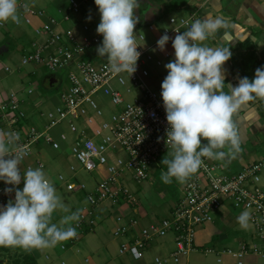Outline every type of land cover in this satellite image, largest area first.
<instances>
[{"label":"crops","instance_id":"1","mask_svg":"<svg viewBox=\"0 0 264 264\" xmlns=\"http://www.w3.org/2000/svg\"><path fill=\"white\" fill-rule=\"evenodd\" d=\"M72 1L77 5L76 11L73 9ZM171 1L140 0L139 8L141 10V5L144 3L157 9L155 18L159 21L157 24L145 28V17L141 14L138 15V23H142L143 26L140 27L137 23L135 27L138 49H146L151 55V60L144 58L142 63V68L147 71L143 80L160 98H162L161 83L168 74L164 66L174 59V49L171 39L163 51L157 47V41L164 34V30L170 27L171 18L178 19L195 13L197 20L211 18L213 20L220 19L223 22L215 33L203 43L210 47L230 48L232 55L222 66L225 75V84L222 90L225 93L230 92L229 84L236 86L239 79L244 77V66L248 62L249 52L255 53L257 61L260 60L264 66V46L255 43L264 41V0H183L177 9L166 13L165 10L168 9L166 6ZM184 3H186L185 6L182 5ZM26 4L28 5L27 9L24 8ZM18 13L19 24L11 21L0 23V45L7 38L9 41L6 47L0 49V55L8 48L10 49V53L6 57H0V102L13 97L17 101L18 111L22 114L20 115L23 126L20 128V138L17 143L22 145L25 141L27 143L29 141L30 154L19 165L21 174L23 175L29 167L34 169L42 167L46 177L55 186L57 195L61 197L69 211L67 213L59 209L54 211L52 223L60 227V220L64 215L78 211L80 217L82 215L95 224L90 230L88 225L80 228L77 227V222H73L72 226L77 230L75 238L53 248L28 250L37 264H236L237 260L233 253L239 251L243 246L257 244L258 240L254 237V226L250 220L247 228H242L238 224L237 217L244 210L235 208L232 202L223 203L212 213L210 222L196 229L194 250L187 255L180 256L178 262H175L172 256L176 250L172 231L164 236H152L141 259L133 258L129 253H120L122 245L133 244L135 240L143 239V230L157 227L162 220L170 218L172 206L176 201H167L166 206L161 208L154 206L148 198L151 197V193L148 191L151 183L147 180L137 183L132 172L126 171L122 173L119 183L129 190L136 199V203L130 205L123 200L114 206L111 200H106L92 211L87 194L96 186L73 181L77 176V168L69 162L67 150L77 139V134L70 130L71 120L52 127L48 124V122L50 123L49 113L55 112L54 110L62 105L61 93L66 92L70 84L60 92V98L56 99L51 96L48 101H45L41 93L42 88L51 90L58 80L50 78L51 80L47 81L43 77V69L48 68L45 63L23 64V57L36 50H42L44 57L52 56L56 45H50V47H46V45L49 44L50 38L55 33L64 35L66 32H71L75 36V45L78 43L85 45L87 41L96 36V28L100 22L99 11L94 0H18ZM45 26H48L49 29L46 30ZM184 31L186 30L184 29ZM170 37L174 39L175 35ZM102 39L101 36L98 44L86 47L83 54L75 56V60L88 58L95 64L107 61L106 57H99L96 51ZM156 49L158 50L156 51ZM165 54H168L169 57H165ZM98 57L104 60L97 59ZM76 61H70L61 68L66 70L68 78L72 73L78 74ZM112 86L119 91L124 102H134L142 98V92L129 81L124 85L112 81ZM102 96V93L96 94L94 99L97 104V99ZM100 102L104 103V100ZM246 103V109L243 110L240 107L238 110L240 114L233 116L236 130L239 131L242 139H240L242 150L234 158L217 160L224 168H229L232 173L248 163L264 157V155H260L261 151L245 147L246 142H252L248 139L251 136L249 132L254 131L258 132L256 137L260 141L259 143L264 145V120L258 111L250 105V101ZM98 106L100 105L98 104ZM242 106L244 107L245 104ZM53 107L55 108L53 109ZM122 109L123 106L115 107L113 114ZM89 118L92 119L91 123L87 122ZM104 121L107 120H103L102 115L99 117L90 110L85 117L75 121V125L79 131H85L87 137L93 138L96 128H99ZM31 128L36 130L39 138L32 140L33 136L29 135ZM9 132H12V128L6 120L0 117V137H5ZM47 137L52 141H48ZM53 141L58 143L57 149L53 148ZM108 158L111 165H116L119 158L123 161L127 159L119 148L112 150ZM161 168V171H166L165 168ZM96 174L99 181L108 175L105 167H100ZM60 176H62V180L59 179ZM150 179L152 180V177ZM69 183H74L77 186L83 184L85 189L77 188L69 191L66 189V185ZM135 183L144 184L143 188L139 189ZM176 183L173 178L171 185H176ZM261 183L264 186L263 179ZM0 185L11 187L2 180H0ZM171 185L167 184L166 187ZM16 187L22 190L23 180ZM167 192L163 188L160 195L165 196ZM13 197L14 192L7 198L0 193V205L7 204L8 200ZM122 228L125 231L121 235H114L116 230ZM156 259L159 260V263L156 262ZM242 264H264V258L256 254H247L242 258Z\"/></svg>","mask_w":264,"mask_h":264},{"label":"clouds","instance_id":"2","mask_svg":"<svg viewBox=\"0 0 264 264\" xmlns=\"http://www.w3.org/2000/svg\"><path fill=\"white\" fill-rule=\"evenodd\" d=\"M94 3L100 14L96 32L103 37L96 48L98 56L107 58L112 72H127L131 76L141 55L135 35L138 17L134 15L139 0H94ZM9 21L20 23L18 0H0V23ZM222 23L220 19H198L186 31L177 32L174 39L165 33L157 41V47L163 51L171 39L174 49V59L164 66L168 74L161 83L169 125L166 144L172 145V151L161 160L166 166V171L161 172L164 184L172 183L173 178L181 183L186 181L201 168L202 158H234L242 150L234 114L246 102L264 99V66L255 70L253 79L245 76L236 86L229 84V93L222 90L225 84L222 66L232 55L230 48L203 43ZM255 43L264 46V41ZM19 138L17 132L0 137V180L11 186L4 189L6 194L14 192V199L0 205V247L53 248L77 236L72 225L79 221V212L64 215L60 227L51 222L54 211L67 213L69 209L42 167H29L21 174L19 165L26 152L17 143ZM202 138L206 144H202ZM225 148L227 151L222 150ZM22 180L21 190L16 186ZM249 220L247 210L237 217L242 228L248 227Z\"/></svg>","mask_w":264,"mask_h":264},{"label":"built area","instance_id":"3","mask_svg":"<svg viewBox=\"0 0 264 264\" xmlns=\"http://www.w3.org/2000/svg\"><path fill=\"white\" fill-rule=\"evenodd\" d=\"M90 1V0H85ZM73 9L77 5L74 1ZM196 14L181 18H171L170 27L164 30V34L176 35L191 27L196 21ZM46 30L48 26L44 27ZM65 36V37H64ZM101 35L96 36L84 44L75 45V36L71 32L64 35L55 33L49 40L50 45H56L53 55L44 57L42 50H36L32 54L23 57V64L36 63L45 65L50 71H58L70 61H76L75 56L83 54L85 48L92 44H98ZM63 43V44H61ZM158 49H156L157 51ZM141 55L137 61V70L130 76L127 72L116 74L110 70L109 61L95 64L88 58L76 61L78 74L69 76V88L61 93L62 105L56 108V112H50L49 126H55L65 120H71L70 130L77 134V139L72 145V153L82 168L88 172L97 173L100 167H105L107 177L99 181L96 187L88 192L87 200L93 211L102 202L111 200L116 206L121 201L130 205L136 203V199L129 190L119 183L122 173L132 172L134 180L142 183L153 176V171L162 167L163 155L172 151V145L166 144V130L169 125L163 107L162 98L159 97L143 80L147 71L142 68L144 58L151 60V55L146 49H138ZM165 57H169L165 54ZM112 81L124 85L127 81L132 83L142 92V98L134 102H124L119 91L112 86ZM98 93L108 97L114 107L123 106L120 112L112 115L110 121L102 122L95 130L93 138L87 137L85 131H79L75 121L85 117L90 110L97 116L102 111L95 101ZM18 111L17 101L10 97L0 102V117L7 121L12 132L19 133L23 126L22 114ZM88 123L92 119H87ZM29 135L32 140L39 138L36 130L31 128ZM64 138V136H62ZM48 141H52L47 137ZM53 148H58V143L53 141ZM30 142L25 141L22 146L27 157L30 154ZM119 148L126 155V161L117 159L116 165L109 164V153ZM24 157V158H25ZM203 165L197 173L190 176L181 187V194L172 206L171 218L164 219L157 227L143 230V239H137L133 244H124L120 253H129L135 259H141L152 236H164L169 231L174 234L176 250L172 254L174 261L194 250L196 229L212 220V213L223 203L232 202L235 208H242L250 213V222L254 226V237L258 243L243 246L233 253L237 262L242 264V258L247 254H256L264 258V186L261 185V173L264 172V157L248 163L235 173L215 159L202 158ZM222 171L217 174L216 171ZM150 177V178H151ZM62 180V176L59 177ZM0 185V193L3 197H10ZM85 189L83 184L69 183L66 189ZM14 199V197H13ZM88 225L92 230L95 225L92 220H87L81 215L77 227ZM125 229H118L114 235L119 236ZM151 231V232H150ZM159 263V260L156 259Z\"/></svg>","mask_w":264,"mask_h":264},{"label":"rangeland","instance_id":"4","mask_svg":"<svg viewBox=\"0 0 264 264\" xmlns=\"http://www.w3.org/2000/svg\"><path fill=\"white\" fill-rule=\"evenodd\" d=\"M154 1H156V0H154ZM153 3H155V2H153ZM166 13H168V12H166ZM158 21H159V19L154 21L153 24H157ZM145 28H148V25H145ZM97 59H100L102 61L104 60L103 58H99V57ZM258 66L259 67L263 66L262 63L260 62V60H259ZM43 70H44L43 71V74H44L43 77L45 79L56 78L58 80V82L53 86V88L51 90H47L45 88H42L41 93H42L43 99L45 101H48L51 96L56 97V99L60 98V92H62V90L69 85L68 73L66 72V70H63V69H60L58 71H50L48 68H44ZM100 99L104 100V103L100 102L101 101ZM100 99H97V101H98V104L100 105L99 107L102 111V118H103V120L108 121L111 119V117H112L111 115L115 112V107L110 103V99L108 97L103 95ZM246 106H247V103H245L244 107L241 106V109H243V110L246 109ZM54 108L55 107H53V109ZM238 110L234 114L235 116L240 114L238 112ZM55 112H53V113H55ZM48 124H49V122H48ZM237 133H238L239 138L241 139L240 133L238 130H237ZM249 133L251 134V136L248 139H249V141H252V142L251 143L246 142L247 144H245V147L247 149L251 148V149H256L258 151H261L260 155H264V145L259 143L260 141H258V139L256 137L258 132L254 131L252 133L251 132H249ZM58 140L60 142H62L59 138H58ZM201 141H205V140L202 138ZM243 141H245V140H243ZM224 151H227V148H225ZM67 153L69 155V157H68L69 162L72 163L73 165H75L77 168L76 169L77 176L73 179V181H75L76 183L84 182L90 186L95 187L97 185V183L99 182L97 174L95 172H88L82 168V165L76 160L75 156L72 153V145H70V147L68 148ZM164 156L165 155H163V157ZM169 158H171V157H169ZM163 167L166 169V166L163 165ZM160 171H161V169L153 171L154 174L152 176V180L150 179L151 176H149V179L147 180L151 183L149 186V189H148V191L151 193V197H148L149 201L154 206L159 207V208H161L164 205L166 206L167 201H176L181 194V187H182V183L176 181L177 182L176 185L172 186L171 185L172 183H170L168 185H171V186H169L167 188L166 187L167 184H164L161 180V172H163V171H161V172ZM216 173L221 174L222 171L217 170ZM261 178L264 180V172L261 173ZM143 182H146V181H143ZM135 185H138L139 189H142L144 184L135 183ZM163 188L166 192L168 191L167 194H165V196L160 195ZM229 203H231V202L230 201L226 202V204H229ZM170 213L172 216V212H170ZM27 252H29V251L25 250L23 248H19V247H4V249L2 247H0V264H24L23 260H24V256L27 254Z\"/></svg>","mask_w":264,"mask_h":264},{"label":"trees","instance_id":"5","mask_svg":"<svg viewBox=\"0 0 264 264\" xmlns=\"http://www.w3.org/2000/svg\"><path fill=\"white\" fill-rule=\"evenodd\" d=\"M140 1V0H139ZM183 0H172L171 2H169L168 4H167V6H166V8H168V9H166L165 10V12H168L169 13V11H171V10H174V9H177L179 6H180V3L182 2ZM183 6H185L186 5V3H184V4H182ZM143 15V13H142V11H141V9L140 8H138V9H136L135 10V12H134V15H136L137 17H138V15ZM157 19L155 18V20L154 21H156ZM154 21H147V20H145L144 21V25H148V26H150V25H152L153 24V22ZM138 25L141 27V26H143L142 25V23H138ZM9 44V41H8V38L7 39H5L2 43H1V45H0V49L1 48H3V47H6L7 45ZM10 53V49L8 48L7 50H5V52H2V54L0 55V57H6L8 54ZM32 53H34V52H31V53H29V54H32ZM26 55H28V54H26ZM249 56H248V62H247V64H245V75H244V77L246 76V77H248L249 78V80H251V79H253L254 78V75H255V70L259 67L258 66V64H259V61H257V57H256V55H255V53H253V52H249V54H248ZM52 79V78H51ZM50 79V80H51ZM49 79H47V81H48ZM49 80V81H50ZM39 85H41V84H39ZM250 105L253 107V108H255L257 111H258V113H259V115L261 116V118L264 120V99H260V98H257V99H255V100H253V101H250ZM207 143V141L205 140V141H202V144H206ZM163 167V166H162ZM164 168V167H163ZM162 169V168H161ZM156 175V174H155ZM157 177V176H156ZM3 249H4V247H2ZM24 264H37V262H36V260L31 256V253H29V252H27V254L24 256Z\"/></svg>","mask_w":264,"mask_h":264},{"label":"water","instance_id":"6","mask_svg":"<svg viewBox=\"0 0 264 264\" xmlns=\"http://www.w3.org/2000/svg\"><path fill=\"white\" fill-rule=\"evenodd\" d=\"M141 8L145 20L150 22L155 20V11H157L155 7L151 6L150 4L144 3L141 5Z\"/></svg>","mask_w":264,"mask_h":264}]
</instances>
